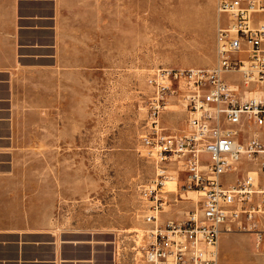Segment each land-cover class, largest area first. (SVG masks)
<instances>
[{
    "label": "rangeland",
    "instance_id": "obj_1",
    "mask_svg": "<svg viewBox=\"0 0 264 264\" xmlns=\"http://www.w3.org/2000/svg\"><path fill=\"white\" fill-rule=\"evenodd\" d=\"M63 3L65 16L80 32L79 44L66 48L59 68L32 63L29 75L37 82L19 87L21 113L0 119L5 121L0 126V222L19 224L20 243L23 235L35 234L41 236L33 242L43 244L48 232L78 243L82 248L72 255L84 263L144 264L140 252L150 226L143 217L149 212L139 195L157 168L178 178L170 192L163 186L166 203L160 215L173 204L196 206V200L184 197L194 194L181 188V162L160 163L147 152L148 78L160 67L215 65L216 0ZM251 20L264 25V13H252ZM225 77L240 84L237 73ZM172 88L159 115L166 134L188 129L185 89L178 90L176 83ZM248 130L260 132L264 126L250 124ZM256 137L264 143V135ZM237 168L258 170L252 162ZM229 242L238 263L250 258L251 264H264V240L258 248L244 234L230 236Z\"/></svg>",
    "mask_w": 264,
    "mask_h": 264
},
{
    "label": "built area",
    "instance_id": "obj_2",
    "mask_svg": "<svg viewBox=\"0 0 264 264\" xmlns=\"http://www.w3.org/2000/svg\"><path fill=\"white\" fill-rule=\"evenodd\" d=\"M216 9L215 65L160 67L148 78L147 152L160 163L181 162V188L198 199L183 220L157 216L166 203L161 193L167 176L157 168L139 195L149 212L143 217L150 226L140 252L144 264H218L221 233H253L257 247L264 235V143L248 130L250 124L264 126V101L242 100L244 90L225 77L238 73L242 87L264 82V25L251 22L264 0H216ZM173 83L185 89L189 129L166 134L159 115L168 93L175 92ZM245 162L258 170L237 168Z\"/></svg>",
    "mask_w": 264,
    "mask_h": 264
},
{
    "label": "crops",
    "instance_id": "obj_3",
    "mask_svg": "<svg viewBox=\"0 0 264 264\" xmlns=\"http://www.w3.org/2000/svg\"><path fill=\"white\" fill-rule=\"evenodd\" d=\"M63 1L0 0V119L4 113H21L19 87L37 82L29 75L32 63L59 68L67 55L66 48L79 44L80 32L72 19L65 16ZM16 10L22 13L16 14ZM41 10L45 13L35 14ZM262 90L264 87L256 88L258 94ZM4 122L1 120L0 126H4ZM3 133L0 130V135ZM258 134L261 137L264 131ZM178 207L173 204L171 210L160 215L161 219H185L189 207ZM19 229H22L19 224L0 222V264H90L72 255L82 248L78 243H68L51 232L42 235L46 239L43 244L33 242L35 237L41 236L35 234L23 235L26 240L20 243ZM239 234L252 236L256 241L253 233H221L218 264H240L229 242L230 236ZM262 240L264 235L260 245ZM251 263L250 258L244 261V264Z\"/></svg>",
    "mask_w": 264,
    "mask_h": 264
},
{
    "label": "bare ground",
    "instance_id": "obj_4",
    "mask_svg": "<svg viewBox=\"0 0 264 264\" xmlns=\"http://www.w3.org/2000/svg\"><path fill=\"white\" fill-rule=\"evenodd\" d=\"M255 13H264V9H260L258 12H255ZM233 74H235V73H233ZM238 74V73H237ZM239 77H240V75H239ZM240 84H235L234 83V88H236V86H240L241 85V78H240V82H239ZM242 86V85H241ZM248 87H252L253 88V90H247L248 89ZM248 87H244L243 86V90H244V92H242V94H241V99L242 100H245V99H254V100H256V101H258V100H260V95L262 94V95H264V90H262L261 91V93H257V91H256V88L257 87H264V82H261V83H259V84H257V83H252L251 85H249ZM242 90V91H243ZM245 94H246V96H245ZM252 96L251 98H249V96ZM262 101H264V99H261ZM187 128L189 129V125H187ZM253 133V134H252ZM258 134V132H256V131H251V135H254V136H256ZM165 173V172H164ZM168 178V180H166ZM178 181V178H177V176H175V181ZM175 181L173 180V178L172 177H169V176H165V180H164V185H165V187L167 188L166 189V191L164 190V192H170L171 191V188L174 186V183H175ZM188 193H193L194 194V196H189V195H185L184 197H185V199H192L193 201L194 200H197L198 199V197H197V194L195 193V192H193V191H189ZM165 207V206H164ZM162 212V211H161ZM158 214L160 215V212H158L157 213V216H158ZM147 230V229H146ZM146 230H145V233H146ZM142 235H144V234H142ZM138 245H141V242H139V240H138Z\"/></svg>",
    "mask_w": 264,
    "mask_h": 264
}]
</instances>
